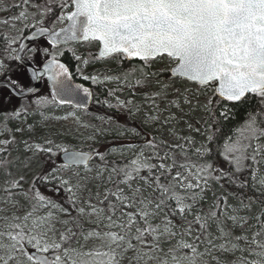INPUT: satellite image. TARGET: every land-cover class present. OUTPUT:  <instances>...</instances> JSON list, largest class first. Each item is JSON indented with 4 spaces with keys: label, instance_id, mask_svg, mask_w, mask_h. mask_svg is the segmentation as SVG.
Here are the masks:
<instances>
[{
    "label": "snow or ice",
    "instance_id": "1",
    "mask_svg": "<svg viewBox=\"0 0 264 264\" xmlns=\"http://www.w3.org/2000/svg\"><path fill=\"white\" fill-rule=\"evenodd\" d=\"M9 11L0 264H264V0L0 4ZM97 62L115 67L89 72ZM93 101L136 123L86 121Z\"/></svg>",
    "mask_w": 264,
    "mask_h": 264
},
{
    "label": "trees",
    "instance_id": "2",
    "mask_svg": "<svg viewBox=\"0 0 264 264\" xmlns=\"http://www.w3.org/2000/svg\"><path fill=\"white\" fill-rule=\"evenodd\" d=\"M11 14H12V12L10 11V13L8 15H11ZM2 16H7V15L4 14V13H0V17H2ZM108 66L115 67V65H106L104 62H97L96 65H94L93 67H90L88 69V71L89 72H92V71H102V70H104ZM76 80H79V78L77 77ZM85 83H87V82H85ZM112 86L113 85H109V87H112ZM93 90H94V93L96 94V96L100 100L105 99V97H106V90L104 88L97 87V86H93ZM122 98H123V96H122ZM109 99H111V98H109ZM69 110L71 111L72 109L68 108L66 111H69ZM60 112H62V111H57L56 113H60ZM89 112H90V114L84 115V119L86 121H89L92 124H96V125H99L101 123L99 120H97V119L94 118L96 115H105V116H109L110 115V116H112L114 118V120H118L121 117V115H124L125 114L124 115L125 120L123 122L124 125L126 124L128 126H133L136 123L135 121H133L132 119H130L127 116L126 113L116 111L115 109H108V108L102 106L101 104L95 103V101H93L92 107L90 108ZM35 119H39V117H36ZM115 141L116 140H112V143H114ZM83 149L85 151L88 150L86 148H83Z\"/></svg>",
    "mask_w": 264,
    "mask_h": 264
},
{
    "label": "rangeland",
    "instance_id": "3",
    "mask_svg": "<svg viewBox=\"0 0 264 264\" xmlns=\"http://www.w3.org/2000/svg\"><path fill=\"white\" fill-rule=\"evenodd\" d=\"M5 2H7V3H11L12 0H0V4H3V3H5ZM9 13H10V11L7 12V13H4V14L8 15ZM95 65H96V64H95ZM42 90H43V88H42ZM57 111H59V110H55V114H56V115H63V114H65V113H63V112H60V113H62V114H60V113H56ZM69 111H70V110H69ZM124 115H125V114H124ZM124 115H121V117H120L118 120H114V121L118 122V125H124V124H123V122H124V120H125ZM53 124H54L56 127H61V125H64V126H73V124H72L71 121H68V122H63V121H61V122H55V121H53ZM94 125H96V124H94ZM114 126H116V125H114ZM105 127H107V126L105 125ZM82 131L84 132V135L86 136V135L89 134V132L91 131V129H89V130H82ZM98 139L100 140V144H99V145H96V146H97V147H102V148H105V149H106L107 147H109L111 144H113V143H112V140H116L115 137H113L111 133H109V134H107V135H105V136L98 137ZM115 142H116V141H115ZM115 142H114V143H115ZM73 143L76 144V145L81 146L82 148H86V149H89V147L92 146V142H90V141H85V140H77V141H73Z\"/></svg>",
    "mask_w": 264,
    "mask_h": 264
},
{
    "label": "flooded vegetation",
    "instance_id": "4",
    "mask_svg": "<svg viewBox=\"0 0 264 264\" xmlns=\"http://www.w3.org/2000/svg\"><path fill=\"white\" fill-rule=\"evenodd\" d=\"M77 79V78H76ZM76 82H81L80 80H76ZM93 87V86H92ZM94 91V90H93ZM68 108L59 109V111H62L63 113H66ZM62 114V113H60Z\"/></svg>",
    "mask_w": 264,
    "mask_h": 264
},
{
    "label": "water",
    "instance_id": "5",
    "mask_svg": "<svg viewBox=\"0 0 264 264\" xmlns=\"http://www.w3.org/2000/svg\"><path fill=\"white\" fill-rule=\"evenodd\" d=\"M75 82H76V81H75ZM77 83H79V82H77ZM91 105H92V103L89 104V108L91 107Z\"/></svg>",
    "mask_w": 264,
    "mask_h": 264
}]
</instances>
